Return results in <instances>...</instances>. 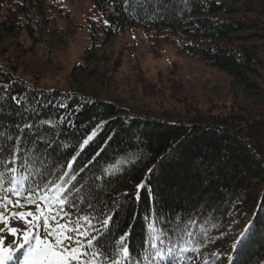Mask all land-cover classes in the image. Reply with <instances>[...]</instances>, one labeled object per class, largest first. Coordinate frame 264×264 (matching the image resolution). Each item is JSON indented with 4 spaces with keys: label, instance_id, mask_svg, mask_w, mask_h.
Returning a JSON list of instances; mask_svg holds the SVG:
<instances>
[{
    "label": "trees",
    "instance_id": "obj_1",
    "mask_svg": "<svg viewBox=\"0 0 264 264\" xmlns=\"http://www.w3.org/2000/svg\"><path fill=\"white\" fill-rule=\"evenodd\" d=\"M91 1L87 29L93 41L84 48V62H96L119 34L140 29L148 33L154 56L172 45L178 54L226 72L256 101L228 110L194 108L186 118L130 115L94 95L38 87L24 78L18 56L6 60L1 53L0 86L8 88L0 89V131L34 124L28 135L51 146L42 151L49 153L54 173L62 174L79 153L73 174L88 167L76 185V207L69 204L66 211L96 217L97 228L115 213L109 227L101 228L106 248L128 231L132 257L142 260L151 251L144 241L161 227L157 214L174 224L177 217H191L197 220L194 231L202 233L198 239H206L195 264H205L213 253V264H264V84L257 77L264 68V0ZM59 12L66 11L57 0H0V43L25 36L31 50L59 33ZM11 96L23 97L22 103ZM142 182L145 187L137 189Z\"/></svg>",
    "mask_w": 264,
    "mask_h": 264
},
{
    "label": "rangeland",
    "instance_id": "obj_2",
    "mask_svg": "<svg viewBox=\"0 0 264 264\" xmlns=\"http://www.w3.org/2000/svg\"><path fill=\"white\" fill-rule=\"evenodd\" d=\"M57 1L66 12L58 13L60 31L55 36H45L31 50L25 36L0 43V54L6 60L18 56L24 78L37 82L38 87L94 95L117 104L130 115L152 119L186 118L194 108L228 110L232 106H252L256 101L226 72L178 54L172 45H165L162 54L154 56L148 33L140 29L119 34L104 47L96 62H84V48L93 41L87 29L92 1ZM81 62L85 70H74ZM257 77L264 84V68ZM30 208L35 211V205ZM13 226H18L15 220ZM6 239L16 243L22 236L6 235ZM25 252L26 248L16 249L7 264H23Z\"/></svg>",
    "mask_w": 264,
    "mask_h": 264
},
{
    "label": "snow or ice",
    "instance_id": "obj_3",
    "mask_svg": "<svg viewBox=\"0 0 264 264\" xmlns=\"http://www.w3.org/2000/svg\"><path fill=\"white\" fill-rule=\"evenodd\" d=\"M124 3L129 4V0H124ZM104 23L108 24V21ZM7 88V84L0 86L3 90ZM10 99L17 105L23 101V97L18 96H11ZM33 127L34 124H17L0 131V138L4 140L0 144V264L12 260L18 248H26L23 264H195L196 254L206 239H198L202 233L194 231L197 220L191 217L187 220L177 217L178 222L174 224L172 219H164L157 214L155 222L161 227L156 235L144 241L151 251L142 260L132 257L126 243L130 235L128 231L123 232L112 247L101 245L105 235L101 228L109 227L115 213L107 214L100 221L101 228H97L93 223L96 217L88 214L73 217L66 211L69 204L76 207V197L81 191L76 185L88 165L73 174L77 153L66 161L62 174L52 172L54 165H47L49 153L42 151V148L51 146L42 144L38 135H28V130ZM87 143L88 140H85L81 148ZM25 144L31 147L26 148ZM110 168L114 169L115 165H110ZM105 172L111 174L108 169ZM136 187L143 189L145 182ZM85 202L81 197L80 203ZM26 205H35V211L31 208L23 210ZM88 207L91 209L92 205ZM16 208L22 210L16 211ZM13 220L18 226H13ZM251 223L241 232L237 247L250 230ZM6 235L11 238L22 236V241L8 243ZM216 255L213 253L212 259L205 264H213Z\"/></svg>",
    "mask_w": 264,
    "mask_h": 264
}]
</instances>
